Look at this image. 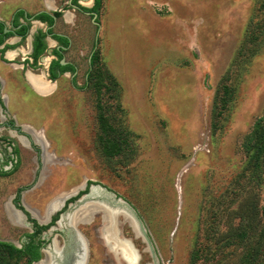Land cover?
I'll return each instance as SVG.
<instances>
[{
    "label": "rangeland",
    "instance_id": "rangeland-1",
    "mask_svg": "<svg viewBox=\"0 0 264 264\" xmlns=\"http://www.w3.org/2000/svg\"><path fill=\"white\" fill-rule=\"evenodd\" d=\"M54 1L65 7L68 0ZM99 14L100 26L87 14L70 24L59 20L73 40L66 59L77 66L75 79L61 77L54 99L26 85L28 93L10 103L22 121L46 128L58 154L17 144L19 169L0 177V241L21 248L28 230L11 203L21 186L39 181L22 195L42 217L54 199L88 183L138 212L159 264H238L243 249L225 233L238 225V209L264 199L243 148L264 115V0H102ZM26 129L39 146L41 133ZM8 130L0 127V135L14 136ZM109 135L121 145L113 155L104 147ZM102 221L99 212L74 224L90 243L88 264H127L106 246ZM66 225L63 219L41 235L48 245L42 261ZM119 228L137 249V264H154L146 240L123 218Z\"/></svg>",
    "mask_w": 264,
    "mask_h": 264
},
{
    "label": "flooded vegetation",
    "instance_id": "flooded-vegetation-1",
    "mask_svg": "<svg viewBox=\"0 0 264 264\" xmlns=\"http://www.w3.org/2000/svg\"><path fill=\"white\" fill-rule=\"evenodd\" d=\"M90 1L68 0L65 3V7H59L55 1L52 3V0L50 2L47 0H0V117L3 118V120H0V127L14 132V136L12 135L11 137L0 135V143L2 144L0 146V153L4 156L0 159V171L13 174L19 169L21 147L18 145L21 144H23V148L32 149L39 155L44 154L46 151L58 154V149L53 140L49 138L46 128L34 127L30 122L26 121L28 119L22 121L19 111H11L10 103L16 104L17 99L21 100L23 94L28 93L26 85L36 92L28 81L27 75L29 72L33 73V71L40 70L38 75H43L47 82L54 85L52 91L47 94L41 95L36 92L39 97L48 100L54 99V96H50L57 92L59 87L58 80L61 77H68L67 74H70L71 80L75 79L78 70L77 66L66 59V53L71 48L73 40L64 29H58V23L59 20H62V22L65 21V23L70 24L74 21L73 19L77 18L78 14H87L92 17L93 21L94 14H97L98 16L95 19L97 24L93 23L96 26H100L98 20L100 14L92 10L86 11L83 9H92L95 6V0L92 7L86 6ZM68 14L72 17L70 21L66 19ZM40 51L41 53L39 54ZM62 60L65 61L64 65L61 64ZM54 61H58L59 66L55 67ZM89 62H91V57L89 58ZM63 67H66V69L62 70ZM15 74L16 79L14 77ZM19 82L22 83L24 90L19 87ZM7 87L13 89L12 94L6 91ZM7 111L13 113L10 120L5 116ZM15 122H21L20 126L16 125ZM26 128L41 133L42 136L37 138V145L39 146H35L36 138L31 136L30 132H28L29 130ZM42 129L43 132L41 131ZM15 138H17V141ZM38 182L29 190L28 188L33 183L21 186L11 203L15 211L21 215L22 224L28 229L21 236V248L24 247L26 242L34 241V244L40 245V251L45 252L48 245L43 241L44 239L41 238V235L46 231L50 233L51 230L58 229L61 226L63 217L69 214L67 209L71 208L73 204L78 203L80 198L90 191L92 184L87 183L86 186L78 190V194L66 200L64 199L65 202H62L64 204H61L60 209L48 217V220L50 219L49 221L47 220L48 223H42L36 217L39 215L35 214L27 206L26 195L24 197L22 195L26 189L27 192L35 189ZM91 219L87 222L90 223ZM44 226L48 227L41 228ZM76 230L87 243L88 258H86L87 262L85 261L84 264H88L91 256L90 243L77 227L73 230L66 225L64 230L56 233L62 238H64L62 235L64 234V243L60 240L58 241L56 239L58 236L55 235L50 238V246L52 247L53 242L56 241L60 247H64L66 251H70L73 231Z\"/></svg>",
    "mask_w": 264,
    "mask_h": 264
},
{
    "label": "trees",
    "instance_id": "trees-1",
    "mask_svg": "<svg viewBox=\"0 0 264 264\" xmlns=\"http://www.w3.org/2000/svg\"><path fill=\"white\" fill-rule=\"evenodd\" d=\"M101 7L102 0H95V6L92 9H83L100 13ZM90 63H94V56H92ZM54 66H59V62L54 61ZM64 69L66 67L62 68V70ZM101 78L107 79V74L101 72ZM228 90L229 88L225 87L222 106L227 103L225 95L228 94ZM100 121L104 130L107 131L108 121L103 116H101ZM108 131L110 132L111 128ZM103 141L108 155L121 151L119 142H114L110 135L108 138H103ZM243 148L250 157L254 185L261 187L264 185V115L255 121L252 129L245 136ZM5 174L7 173L0 171V176ZM236 214L239 220L238 225L231 227L225 233V236L232 244L238 243L243 249L238 264H264V199L263 204L260 206L258 200L252 197L251 202L247 203V207L238 209ZM0 256L3 262L1 264H19L21 258L27 259L26 264H32L42 258V252L40 251V245L34 244V241L26 242L23 248H18L10 242L0 241Z\"/></svg>",
    "mask_w": 264,
    "mask_h": 264
},
{
    "label": "bare ground",
    "instance_id": "bare-ground-1",
    "mask_svg": "<svg viewBox=\"0 0 264 264\" xmlns=\"http://www.w3.org/2000/svg\"><path fill=\"white\" fill-rule=\"evenodd\" d=\"M29 83L35 89V91L41 95L47 94L54 88V85L47 82L43 75H38L29 72L27 75ZM92 196L99 197L101 199H109L110 195L100 187H92ZM67 196V195H66ZM65 195H61L54 199L47 208L46 216L39 217L36 216L39 221L43 223L48 220V217L53 214L55 211L59 210L63 200L66 198ZM121 202H123L121 200ZM102 205L99 202H90L86 205L82 206L76 212H71L63 217L66 219L71 229L75 230L76 223L80 222V220L88 216L91 213H94L96 208L101 207ZM15 213V212H14ZM103 213V221L104 225L102 228V235L104 237L105 242H107L109 248L112 249L114 245L120 247V251L123 255V258L127 260L130 264H137L138 261V251L127 239H124L120 233L119 229L114 217V213L110 209H105L102 211ZM17 219L22 222L21 215L19 213H15ZM24 217V216H23ZM62 219V220H63ZM72 241H71V249L70 251H66L64 247H60L56 241L53 242L51 249L47 252V258L38 263V264H84L87 258V247L84 238L80 235L79 232L73 231ZM68 249V248H67Z\"/></svg>",
    "mask_w": 264,
    "mask_h": 264
},
{
    "label": "water",
    "instance_id": "water-1",
    "mask_svg": "<svg viewBox=\"0 0 264 264\" xmlns=\"http://www.w3.org/2000/svg\"><path fill=\"white\" fill-rule=\"evenodd\" d=\"M97 16H98L97 14H94V19H93L94 23H96L95 19L97 18ZM61 64L64 65L65 61L62 60ZM92 187L93 186H91L90 191L86 195H84L83 197L80 198V200L78 201V204L74 207L73 212H76L78 209H80L82 206L86 205L87 203L99 202L102 206L96 208L94 214L95 213H99V212L102 214V211L104 210V208L105 209H110L112 211V213H114V217H115V220H116V223H117V226H118V229H119V233H120L121 236H122V234H121V231H120V228H119V224H120L121 218H123L124 221L128 222L131 225V227L133 228V230H134V232L136 233L137 236H142L146 240V242L149 245V249H150V251L152 253L154 264H159L158 263L157 253H156L154 244L152 242V239H151V237H150V235H149V233H148V231L146 229V226H145L142 218L138 214V212L129 203H127V202L123 201L122 199L118 198L116 194L111 193L109 190H107L105 188H103V189L110 195L111 198L106 200V199H101L99 197L92 196L91 195ZM98 187H100V186H98ZM100 188H102V187H100ZM76 194H78V191L75 192L74 194L69 195L67 198H71V197L75 196ZM65 200L63 202H65ZM121 200L123 202H121ZM62 204H64V203H62ZM45 223H48V222H45ZM123 238L129 240L130 242H132L131 239H128V238H125V237H123ZM105 244L107 245V247H109L107 242H105ZM132 244H133V242H132ZM86 245H87V243H86ZM109 249L114 253V255L118 259H122L127 264H130L127 260H125L123 258V255H122V253L120 251V247L119 246L114 245L112 247V249L111 248H109ZM87 255H88V247H87ZM42 260H43V258L40 259L39 261L33 262L32 264H38ZM86 262H87V260H86Z\"/></svg>",
    "mask_w": 264,
    "mask_h": 264
},
{
    "label": "crops",
    "instance_id": "crops-1",
    "mask_svg": "<svg viewBox=\"0 0 264 264\" xmlns=\"http://www.w3.org/2000/svg\"><path fill=\"white\" fill-rule=\"evenodd\" d=\"M68 16H69V18H68ZM68 16H67L66 19H67V21H70L72 17H71V15H69V14H68Z\"/></svg>",
    "mask_w": 264,
    "mask_h": 264
}]
</instances>
